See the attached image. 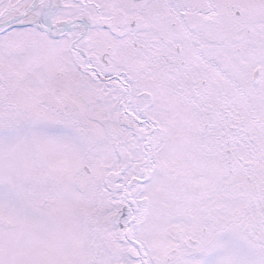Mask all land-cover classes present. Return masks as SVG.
<instances>
[{
	"label": "snow or ice",
	"instance_id": "snow-or-ice-1",
	"mask_svg": "<svg viewBox=\"0 0 264 264\" xmlns=\"http://www.w3.org/2000/svg\"><path fill=\"white\" fill-rule=\"evenodd\" d=\"M0 264H264V0H0Z\"/></svg>",
	"mask_w": 264,
	"mask_h": 264
}]
</instances>
